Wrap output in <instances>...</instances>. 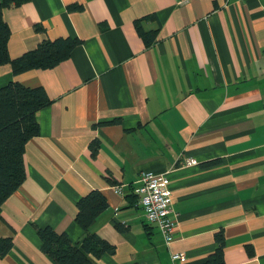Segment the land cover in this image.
<instances>
[{
	"label": "crops",
	"instance_id": "crops-1",
	"mask_svg": "<svg viewBox=\"0 0 264 264\" xmlns=\"http://www.w3.org/2000/svg\"><path fill=\"white\" fill-rule=\"evenodd\" d=\"M149 14L159 31L146 47L134 21ZM4 19L12 58L48 38L82 43L51 69L0 66V88L42 86L52 100L2 205L14 246L0 264H53L35 225L80 244L77 203L93 189L109 207L92 229L116 247L101 264H204L220 231L226 264H264V0H29ZM148 171L170 179L171 244L139 203Z\"/></svg>",
	"mask_w": 264,
	"mask_h": 264
},
{
	"label": "trees",
	"instance_id": "trees-1",
	"mask_svg": "<svg viewBox=\"0 0 264 264\" xmlns=\"http://www.w3.org/2000/svg\"><path fill=\"white\" fill-rule=\"evenodd\" d=\"M27 1L29 0H0V66L10 64L15 75L33 69L54 68L69 59L73 49L82 43L77 37L48 38L34 49L12 58L8 46L11 30L4 19V10L20 6ZM68 8L73 10L83 7L72 4ZM150 19H156V15L149 14L134 21L135 28L146 47L156 42L159 31V28L149 30L145 28L144 22ZM35 28L37 31L44 30L42 25H36ZM51 103L52 100L42 86L28 87L18 81H10L0 88V218L4 202L26 179L24 163L26 144L40 134L37 112ZM117 121L119 120L113 122ZM91 147L95 155L99 143L93 141ZM77 207L76 222L84 230L80 244H74L67 233H58L50 226L35 225L42 241V251L52 258L53 264H101L103 255L116 252L113 244L92 229L99 215L109 207L106 196L100 190L93 189L78 201ZM118 229L123 231L126 228L118 225ZM216 239L219 246L204 264H226L223 232H218ZM13 246L12 237L0 238V258L6 256Z\"/></svg>",
	"mask_w": 264,
	"mask_h": 264
},
{
	"label": "built area",
	"instance_id": "built-area-1",
	"mask_svg": "<svg viewBox=\"0 0 264 264\" xmlns=\"http://www.w3.org/2000/svg\"><path fill=\"white\" fill-rule=\"evenodd\" d=\"M190 163H193L190 162ZM122 192L120 187H116ZM140 194L139 203L142 207L146 220L157 225L164 235L167 244L174 241L175 220L170 217L173 200V190L170 187V179L166 174L144 172L140 178L138 189ZM174 260L185 262L187 257L184 253H174Z\"/></svg>",
	"mask_w": 264,
	"mask_h": 264
}]
</instances>
